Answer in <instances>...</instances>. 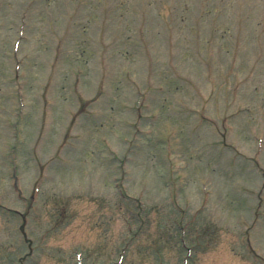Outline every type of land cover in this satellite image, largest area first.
I'll list each match as a JSON object with an SVG mask.
<instances>
[{
	"label": "rangeland",
	"instance_id": "374dc122",
	"mask_svg": "<svg viewBox=\"0 0 264 264\" xmlns=\"http://www.w3.org/2000/svg\"><path fill=\"white\" fill-rule=\"evenodd\" d=\"M0 264H264V0H1Z\"/></svg>",
	"mask_w": 264,
	"mask_h": 264
}]
</instances>
